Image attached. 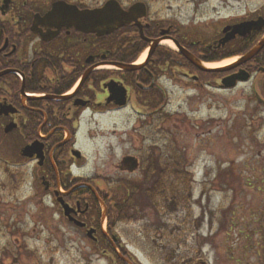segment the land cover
Listing matches in <instances>:
<instances>
[{
	"label": "rangeland",
	"instance_id": "obj_1",
	"mask_svg": "<svg viewBox=\"0 0 264 264\" xmlns=\"http://www.w3.org/2000/svg\"><path fill=\"white\" fill-rule=\"evenodd\" d=\"M179 1L182 27L205 44L224 38L226 25L264 12V0ZM229 43L215 56L240 53L239 44ZM204 81L203 88L182 76L159 134L150 133L156 123L136 133L137 124L120 117L83 126L78 148L85 161L73 167L74 178L113 182L117 201L127 186L154 184L156 175L145 179V153L166 160V149H174L189 176L182 187L189 200L173 211L163 198L158 211L144 206L143 190L130 220L117 223L119 248L135 264H264V107L253 90L260 76L232 91L219 80ZM23 146L19 133L5 136L0 125V264H118L67 222L36 183L32 164L20 158ZM127 156L141 159L139 172H120Z\"/></svg>",
	"mask_w": 264,
	"mask_h": 264
},
{
	"label": "flooded vegetation",
	"instance_id": "obj_2",
	"mask_svg": "<svg viewBox=\"0 0 264 264\" xmlns=\"http://www.w3.org/2000/svg\"><path fill=\"white\" fill-rule=\"evenodd\" d=\"M63 1L79 12L101 10L115 1L108 14L116 23L80 29L67 18H44L55 0H11L7 8L0 0V125L3 131L15 125L11 134L19 133L23 147L35 145L28 162L36 183L60 213L64 215L63 205L71 209L79 225L64 218L86 236L91 231L98 249L103 230L116 227L118 192L113 182L99 177L74 178L73 167L85 161L78 148L84 124L120 117L136 123V133L156 123L150 133L159 134L182 76L203 88L208 79V73L184 62L181 49L206 61L211 59L208 51L230 43L222 36L205 44L197 32L184 29L179 0ZM67 13L65 17L77 14ZM124 13L130 19L121 25ZM260 13L225 27L264 18ZM263 36L264 28L236 36L233 43L248 47ZM253 90L264 106V84L256 83Z\"/></svg>",
	"mask_w": 264,
	"mask_h": 264
},
{
	"label": "water",
	"instance_id": "obj_3",
	"mask_svg": "<svg viewBox=\"0 0 264 264\" xmlns=\"http://www.w3.org/2000/svg\"><path fill=\"white\" fill-rule=\"evenodd\" d=\"M5 4H6V8H7L8 3L5 2ZM114 4H115V2L113 1V6H114ZM65 6H67V5L64 3L55 4L52 12L50 14H48L47 16H45V19H47V20H63V19L67 18L68 20L72 21V23H74V25L79 27L80 29H93L95 27H104L105 25L110 27V25L112 24V20H113V24L116 23V18L113 17V19H111L109 17V14H108V13H110V11L112 9V2H109L101 10L92 11V12H84V13H79L77 11V9L74 7H68V6L65 7ZM117 8L120 10L118 5H117ZM118 9H117V13H119ZM67 11H76L78 14H76V15L70 14L69 17H65V15L68 14ZM124 14H125L124 15V21L122 22L121 25H123L124 22H128L130 19L129 14H126V13H124ZM117 17L121 18V16H117ZM263 28H264V20L259 19L256 22L243 23V24L237 25L235 27H228L225 30V32L232 30L231 36H227V40H231V39H234L237 35H243L244 36L247 34H251L253 31H260ZM110 31H112V30H110ZM108 32L109 31H107L106 33H108ZM263 49H264V39L256 47H254L247 55H245V57H243L238 63L231 65L229 67L223 68V69H216V70H214V72L223 73V72H230L234 69H237L240 66H242V65L250 62L251 60H253ZM183 53H184L185 57L191 63H193L196 67H199L198 63H196V61L189 54L185 53L184 51H183ZM199 69H201L205 72H212L211 70H206L202 67H199ZM0 77H1V75H0ZM249 79H250L249 74L246 71L240 70L238 74L225 78L222 82V87L224 89H233L236 87L238 82H247ZM15 127H16L15 125L14 126H12V125L8 126L5 130V133L6 134L11 133L12 131H14L16 129ZM34 153H36L35 145H31V146L26 147L23 150L22 156L25 158L31 159L34 156ZM39 157L41 159H43L41 154H39ZM120 169L122 171H128L130 173H134L139 169V162L135 158L126 157L122 160ZM63 208L65 211L66 217H69L71 221H75L74 219L71 218V209L66 205L65 206L63 205ZM75 222L79 225V222H77V221H75ZM89 236L91 237L92 234L89 233ZM116 242H117V239H116V237H114L113 238V248L117 252V247L115 244ZM118 256L122 260L128 262L120 254H118Z\"/></svg>",
	"mask_w": 264,
	"mask_h": 264
},
{
	"label": "trees",
	"instance_id": "obj_4",
	"mask_svg": "<svg viewBox=\"0 0 264 264\" xmlns=\"http://www.w3.org/2000/svg\"><path fill=\"white\" fill-rule=\"evenodd\" d=\"M256 42H254L255 44ZM253 44V45H254ZM252 46V44L250 45ZM247 51H243L240 54H226L222 57L213 58V51H208L207 55L211 56V59L206 60L205 62H213V61H221L230 59L236 56H240L241 54H245ZM210 58V57H209ZM211 60V61H210ZM255 65V68L264 67V56L262 58L258 57L256 58L250 65ZM188 66L192 68L189 64ZM212 78H218L221 76V74L211 73ZM166 160H157L155 162V166H151L148 162L145 163L144 167L146 169L147 175H152L154 172L157 173L161 170V164L164 163V173H165V183L163 184L160 182L159 184H156L154 186H151L150 188L143 189L142 186L138 185H131L127 186V195L125 194L123 198L118 197L117 201V209H116V217H113V223L117 224L120 222L129 221L131 217V212L134 210V208L137 207L136 200L139 195H141L142 191L144 190L145 195L147 197V200L149 201L148 204L144 205L146 207H151L155 210H159V203L158 200H162V198L165 200V208L169 211H173L176 209V207L182 205L185 201V199L189 200V194L185 192V190L182 188L183 186L186 187L188 185V181L190 182L189 176L181 171L182 166V159L181 157L174 151V149H166ZM168 176H172V178L175 180L174 184H170L168 187V184L166 182V179ZM178 184V185H177ZM120 198V199H119ZM115 218V219H114ZM136 218H138V215H136ZM114 228V227H113ZM102 243L109 249L116 262L118 264H126L124 263L112 250V248L107 244V241L104 238H102ZM121 253L123 256L127 257V254L125 250L121 249ZM134 263V262H133ZM135 264V263H134Z\"/></svg>",
	"mask_w": 264,
	"mask_h": 264
},
{
	"label": "bare ground",
	"instance_id": "obj_5",
	"mask_svg": "<svg viewBox=\"0 0 264 264\" xmlns=\"http://www.w3.org/2000/svg\"><path fill=\"white\" fill-rule=\"evenodd\" d=\"M167 46L173 48V45L171 43H166ZM234 62H236V59L231 60V61H226L223 63H219V64H213V65H207L206 68L208 69H218V68H222L224 66H228L229 64H233Z\"/></svg>",
	"mask_w": 264,
	"mask_h": 264
}]
</instances>
